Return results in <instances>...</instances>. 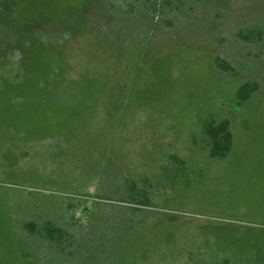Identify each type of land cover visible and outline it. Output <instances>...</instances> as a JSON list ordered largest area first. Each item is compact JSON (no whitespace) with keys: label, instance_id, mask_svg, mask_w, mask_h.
Here are the masks:
<instances>
[{"label":"rangeland","instance_id":"obj_1","mask_svg":"<svg viewBox=\"0 0 264 264\" xmlns=\"http://www.w3.org/2000/svg\"><path fill=\"white\" fill-rule=\"evenodd\" d=\"M0 264H264V0H0Z\"/></svg>","mask_w":264,"mask_h":264},{"label":"trees","instance_id":"obj_2","mask_svg":"<svg viewBox=\"0 0 264 264\" xmlns=\"http://www.w3.org/2000/svg\"><path fill=\"white\" fill-rule=\"evenodd\" d=\"M168 5H173L174 3H183L184 0H165ZM258 34V35H257ZM239 36L246 41H252L257 37H261V34L257 31H250L247 33L240 32ZM217 66L228 72L233 71V67L229 62L225 61L220 57H216ZM259 84L254 81H245L239 85L236 95L239 102L247 101L250 96L257 91ZM193 143L197 145L199 140L196 135H193ZM205 148L208 149L209 154L213 158H225L227 157L233 148V133L230 128V121L225 118L218 120L214 115H208L201 120V140ZM127 195L130 196L133 203L137 205H148L150 202L147 189L144 187H138L136 183H127ZM132 196V197H131ZM26 228L33 226L32 223H27ZM42 235L52 242H60L63 240L65 231L62 227L48 222L41 228Z\"/></svg>","mask_w":264,"mask_h":264}]
</instances>
